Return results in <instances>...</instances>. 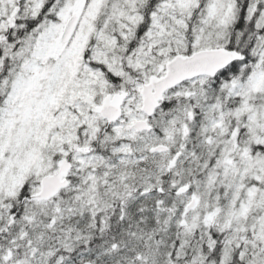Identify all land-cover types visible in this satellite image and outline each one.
<instances>
[{
	"label": "snow or ice",
	"instance_id": "snow-or-ice-1",
	"mask_svg": "<svg viewBox=\"0 0 264 264\" xmlns=\"http://www.w3.org/2000/svg\"><path fill=\"white\" fill-rule=\"evenodd\" d=\"M0 264H264V0H0Z\"/></svg>",
	"mask_w": 264,
	"mask_h": 264
}]
</instances>
